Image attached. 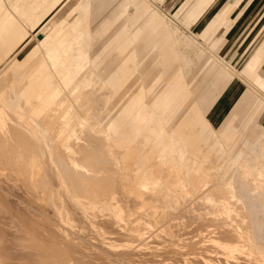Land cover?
<instances>
[{
    "label": "bare ground",
    "instance_id": "bare-ground-1",
    "mask_svg": "<svg viewBox=\"0 0 264 264\" xmlns=\"http://www.w3.org/2000/svg\"><path fill=\"white\" fill-rule=\"evenodd\" d=\"M163 1L0 0V264H264V10L226 54L245 0Z\"/></svg>",
    "mask_w": 264,
    "mask_h": 264
},
{
    "label": "rangeland",
    "instance_id": "rangeland-1",
    "mask_svg": "<svg viewBox=\"0 0 264 264\" xmlns=\"http://www.w3.org/2000/svg\"><path fill=\"white\" fill-rule=\"evenodd\" d=\"M175 1L176 0H164L163 1V5L161 6L163 9H166V10H168L169 8H171V6L175 3ZM173 7V6H172ZM173 9V8H172ZM107 13H108V10L104 13V15L102 16V18H106L107 17ZM167 13H169L168 11H167ZM175 24V23H174ZM176 25H178V27H179V29L183 32V33H185L186 35H188V33H187V31H186V29L184 28V26L183 25H179L178 23H176ZM39 38H41V37H39ZM43 38V37H42ZM36 44V40L35 41H33L32 42V45L31 46H33V45H35ZM214 61V64H217V65H219L220 63H219V61L217 60V59H215V60H213ZM223 68H224V66H223ZM231 71V70H230ZM231 73H233V74H236V73H234L233 71H231ZM237 75V74H236ZM203 79H204V74L200 77V82H202L203 81ZM203 83V82H202ZM135 88V87H134ZM132 91H133V89L132 90H130V92L132 93ZM135 91V90H134ZM130 93H128V95H129ZM10 182V184L11 185H16V187L18 188L17 190H19V191H17V193H19L18 194V196L20 197L21 196V194L20 193H22V191H23V189H22V184H21V182H18V181H9ZM12 182V183H11ZM20 184V185H19ZM20 186H21V188H20ZM20 188V189H19ZM18 197V198H19ZM20 199H21V197H20ZM188 204H187V209L189 208V210H187V209H184L183 211H181L180 213H178L177 211H173L174 213H171V215H170V218H169V220L171 221H169L168 222V228H167V231L166 232H161V234L159 235V237H155L154 239H153V242L151 243V245H153V246H158V248L159 249H163V248H165V246H168V245H170L171 243H172V241H174V242H176L177 244H181L180 246H183V244H185V243H189L190 241H194V240H198V239H201L206 233L204 232V228L202 229V228H200V227H197V226H199V220H197L196 218H193V217H196L198 214H208V210L206 209L208 206L207 205H204L202 202H199V201H194V202H187ZM190 203V204H189ZM194 208H193V207ZM200 206H203V207H200ZM207 206V207H206ZM197 207V208H196ZM203 210V211H202ZM206 211V212H205ZM173 214V215H172ZM176 214V215H175ZM189 214V215H188ZM193 214V215H192ZM208 216H210V215H207V217ZM8 218V216L5 214V218ZM172 217V218H171ZM174 217V218H173ZM212 217V216H211ZM183 218V219H182ZM184 218H186V219H184ZM216 218H220L219 216L217 217L216 216ZM173 219V220H172ZM9 219H7V220H3L4 221V223H6V225L7 224H9V221H8ZM182 221V222H181ZM188 221V222H187ZM192 221H194V222H192ZM198 223H197V222ZM186 222V223H185ZM76 223V228H77V230H76V228H74L73 230L75 231V233H77V236H79V237H81V240L82 241H84V242H86L85 244L88 246V243L90 244L92 241V243H94V241L97 243V241H98V239L100 238L99 236L97 237V234H96V232L94 233V231H93V227L91 228V226L89 227V225H84L83 223L82 224H80L79 225V223L80 222H78V221H76L75 222ZM181 223V224H180ZM184 223V224H183ZM5 225V226H6ZM84 226V227H83ZM185 226V227H184ZM196 226V227H195ZM88 227V228H87ZM189 227V228H188ZM82 228V229H81ZM84 228V229H83ZM90 228V229H89ZM176 229V230H175ZM195 231H194V230ZM197 229V230H196ZM200 229H202V230H200ZM81 230H82V232H81ZM174 230V231H173ZM180 230V231H179ZM193 230V231H192ZM80 231V232H79ZM92 231V232H91ZM96 231V230H95ZM107 231H110L109 229L107 230ZM199 231V232H198ZM167 232H173L174 234L173 235H175V237H170L169 235H168V233ZM187 232V233H186ZM189 232V233H188ZM179 233V234H178ZM200 233V234H199ZM90 234H92V236H90ZM95 234H96V236H95ZM183 234V235H182ZM204 234V235H203ZM84 237H83V236ZM9 236V235H8ZM196 236V237H195ZM90 237H92V239L90 238ZM98 239H97V238ZM180 237V238H179ZM191 237H193V238H191ZM199 237V238H198ZM201 237V238H200ZM9 238L10 239H12L10 236H9ZM82 238H84V239H82ZM171 239V240H170ZM182 240V241H181ZM166 241V242H165ZM184 242V243H183ZM90 246V245H89ZM88 246V247H89ZM211 251H214V248L213 247H211V249H210ZM181 251H184L183 253H186V252H188L186 249H181ZM164 256V257H163ZM178 257V258H177ZM185 258V257H181V256H172V255H170V254H162L159 258H158V260H159V262L162 264H183L182 263V261H183V259ZM168 262V263H167ZM243 262V264H248V262L247 261H242ZM234 264V263H233Z\"/></svg>",
    "mask_w": 264,
    "mask_h": 264
},
{
    "label": "crops",
    "instance_id": "crops-1",
    "mask_svg": "<svg viewBox=\"0 0 264 264\" xmlns=\"http://www.w3.org/2000/svg\"><path fill=\"white\" fill-rule=\"evenodd\" d=\"M264 10V0L263 2L259 0H245L242 6L239 9L238 15L239 17L236 19V21L233 24V27L228 33L227 36V45H226V54L230 53V44L231 42H237L239 41L243 36H245L247 30L254 25L255 21L259 17V15L263 12ZM181 31V30H180ZM196 44L200 47L202 51V56L200 60V64L204 63L210 56H211V51H209L207 48L204 47L203 45V40L200 39V43L196 41ZM225 49V48H224ZM226 68V67H225ZM227 69V68H226ZM229 73L231 71L227 69ZM263 72V77H264V67L262 69ZM233 74V73H231ZM238 81L241 83L245 84L243 79H241L238 75L233 74Z\"/></svg>",
    "mask_w": 264,
    "mask_h": 264
}]
</instances>
